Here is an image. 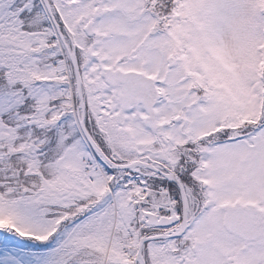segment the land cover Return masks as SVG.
<instances>
[{
  "label": "snow or ice",
  "instance_id": "6c2138e0",
  "mask_svg": "<svg viewBox=\"0 0 264 264\" xmlns=\"http://www.w3.org/2000/svg\"><path fill=\"white\" fill-rule=\"evenodd\" d=\"M0 264H264V0H0Z\"/></svg>",
  "mask_w": 264,
  "mask_h": 264
}]
</instances>
